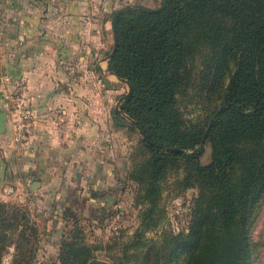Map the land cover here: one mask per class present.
Instances as JSON below:
<instances>
[{
	"label": "trees",
	"instance_id": "obj_1",
	"mask_svg": "<svg viewBox=\"0 0 264 264\" xmlns=\"http://www.w3.org/2000/svg\"><path fill=\"white\" fill-rule=\"evenodd\" d=\"M115 35L105 66L130 83L113 113L132 119L128 126L140 135L139 155L127 156L123 172L138 184L143 204L139 226L116 264H254L257 244L250 231L264 199V0L132 7L117 14ZM190 104L200 113L191 115ZM204 142L209 157L202 163ZM167 173L181 187L196 189L187 230L142 238L141 230L156 221ZM62 216L58 264H85L93 247L83 241L79 218ZM37 236L25 206L0 200V264L9 245V264H30Z\"/></svg>",
	"mask_w": 264,
	"mask_h": 264
},
{
	"label": "crops",
	"instance_id": "obj_2",
	"mask_svg": "<svg viewBox=\"0 0 264 264\" xmlns=\"http://www.w3.org/2000/svg\"><path fill=\"white\" fill-rule=\"evenodd\" d=\"M88 5L77 0H0V111L5 112L0 139L8 136L9 127L3 94L15 76L23 75L27 98L34 108L26 141L19 145L7 142L12 149L2 178L14 179L18 184L25 179V193L37 200L50 195L49 201L56 203L58 197L62 198L63 190L53 192L69 168L82 173V183H91L95 179L90 171L93 163L99 165L109 152L105 149L109 145L101 141L104 134L100 122H108L110 95L107 91L96 98L93 69H99L108 81L116 76L106 69V59L96 66L93 58L89 61V27L99 21L95 18L99 14L87 13ZM76 36L87 49L77 48ZM113 107L115 110V104ZM99 141L100 145L95 146L94 142ZM33 179L40 183L28 190ZM52 186L54 189L48 193ZM45 212L48 217L56 214L49 205Z\"/></svg>",
	"mask_w": 264,
	"mask_h": 264
},
{
	"label": "rangeland",
	"instance_id": "obj_3",
	"mask_svg": "<svg viewBox=\"0 0 264 264\" xmlns=\"http://www.w3.org/2000/svg\"><path fill=\"white\" fill-rule=\"evenodd\" d=\"M159 1L77 0L79 4H89L87 13L91 14L93 12L95 16L99 14V17L95 18L99 19L100 23L95 21V24L89 27V33L91 34L88 38V48L92 51V57L89 58V61L93 58L95 66L98 61V63L102 64L101 58L110 50L111 30L109 22L112 9L125 3L134 2L155 6ZM84 9L86 11V7ZM102 20L104 21L103 24ZM74 43L80 51L87 49L83 47L84 44L80 37L75 38ZM79 58L77 56V60ZM56 59L61 60L58 55ZM82 59L84 58L82 57ZM62 65L65 66L64 63ZM93 71L95 72L93 88L95 89L96 98L101 97L103 93L108 91L111 103L108 122L105 121L104 124L102 121L100 122V127L103 126L101 127V133L104 134V138L101 141L109 145H105V149H108L109 152L105 153L107 158H102L98 162L99 165L96 163L94 165L93 163V171H90L95 179L85 185L82 183L83 179L80 171L67 169L65 175H62V179H59L65 182L66 187L61 181L58 185H55L53 194L63 190L62 198L58 197L56 203L49 201L50 195L40 200L28 196L25 193V179L21 180L20 184L16 183L14 179H9L8 182L14 184L15 191L6 197L0 198L5 203L25 206L38 227L33 256L29 259L30 264H58V236L63 228V213L71 212L79 218L77 226L81 230L83 241L93 247L92 257L105 259L109 264H116V257L120 255L122 246L132 239L134 232L139 226L140 209L143 204L137 200L138 184L132 179L125 178L123 171L128 165L127 156L131 155V158L133 156L136 158L139 155V148H141L140 135L136 129L128 126V119L123 114L116 115L113 113V106L117 97L126 91V84L116 78L110 81L106 80L97 68H94ZM189 107L192 108L193 105L190 104ZM196 113H200V110L197 107H193L191 115ZM7 142L10 143L9 137L6 135L1 136L0 144L4 143V145L3 147L0 146V158L5 163L9 160L10 150L12 149L11 146L8 147ZM100 143V141L94 142V145H100ZM97 156L99 154L94 155L96 158ZM208 157L209 145L204 142L203 152L199 157V161L204 163L208 160ZM83 173L85 174L84 170ZM88 173L90 174L89 171ZM52 189H54L53 186L50 189L48 188V193ZM195 192L196 189L192 186L181 187L175 176L167 173L161 181V194L155 213L156 221L153 225H148L147 228L144 227L141 230L142 238H156L159 234L169 231L185 232L189 219V207ZM48 205L50 208L54 207L57 217L47 216L48 213L45 212V208ZM104 215L106 217H103ZM100 216L102 218L99 219ZM71 223L69 220L68 225L64 229V234L72 225ZM114 224H117V234H114L111 228ZM250 234L257 244L254 264H264V199L260 203ZM131 250L132 248H129V251ZM13 251V246L9 245L1 256V264L10 263Z\"/></svg>",
	"mask_w": 264,
	"mask_h": 264
},
{
	"label": "built area",
	"instance_id": "obj_4",
	"mask_svg": "<svg viewBox=\"0 0 264 264\" xmlns=\"http://www.w3.org/2000/svg\"><path fill=\"white\" fill-rule=\"evenodd\" d=\"M3 102L9 114L8 137L12 144H23L28 136L29 126L34 118V108L27 98V86L23 75L15 76L10 88L3 94ZM15 191V186L8 181L0 180V198ZM117 234V224L112 225Z\"/></svg>",
	"mask_w": 264,
	"mask_h": 264
},
{
	"label": "water",
	"instance_id": "obj_5",
	"mask_svg": "<svg viewBox=\"0 0 264 264\" xmlns=\"http://www.w3.org/2000/svg\"><path fill=\"white\" fill-rule=\"evenodd\" d=\"M166 0H160L159 3L155 6H149L140 2H134V3H125L119 7H117L111 16V21H110V30H111V47L110 50L108 51V53L102 57L101 59H107L108 57H110L114 51L115 45H116V35H115V19L117 14L124 10V9H128V8H132V7H137V8H141L143 10L146 11H157L160 8L163 7V5L165 4ZM116 78L120 81H123L126 84V91L124 93H122L116 100L115 103V110L118 111V104L121 101L122 98L126 97L129 92H130V83L121 77L116 76ZM224 107V104H221L217 107L215 112H218L220 109H222ZM129 121H131L133 124H135V122L130 119L127 115H124ZM4 118H5V112L4 111H0V133L4 131ZM212 118L209 119L207 126L205 127L202 135H201V140H203L208 132V127L211 123ZM138 131L140 132L142 138H145L144 133L140 130V128H138ZM174 150H176V148H172ZM4 170H8V168L6 167L5 162L3 161V159L0 158V180H2L3 177V171ZM39 180L37 179H33L32 181H30L29 186H28V190H32L35 189L38 185H39ZM85 264H109L105 259L102 258H97V257H92L90 258Z\"/></svg>",
	"mask_w": 264,
	"mask_h": 264
}]
</instances>
